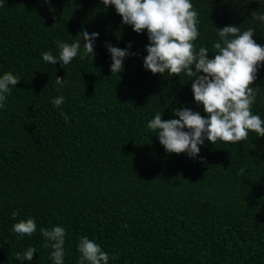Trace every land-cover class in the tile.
I'll list each match as a JSON object with an SVG mask.
<instances>
[{"label":"trees","instance_id":"obj_1","mask_svg":"<svg viewBox=\"0 0 264 264\" xmlns=\"http://www.w3.org/2000/svg\"><path fill=\"white\" fill-rule=\"evenodd\" d=\"M190 2L199 13L194 44L210 57L217 27L254 28L264 46V22L252 18L264 14V0ZM121 20L102 0H0V76L21 78L0 108V264H21L16 253L29 247L36 252L23 264H53L39 230L54 226L67 232L64 264H79L82 237L109 254L108 264H264V137L206 140L197 158L166 152L149 120L158 112L179 119L173 109L181 106L207 114L190 77L143 67L147 32ZM82 30L99 33L94 59L78 55L65 68L43 61ZM106 42H131L137 53L119 75ZM254 84L251 111L264 121V67ZM29 217L36 232L17 236L12 225Z\"/></svg>","mask_w":264,"mask_h":264},{"label":"clouds","instance_id":"obj_2","mask_svg":"<svg viewBox=\"0 0 264 264\" xmlns=\"http://www.w3.org/2000/svg\"><path fill=\"white\" fill-rule=\"evenodd\" d=\"M102 4L105 9L114 6L122 17L121 23L132 26L138 34L146 30L149 43L145 45L147 55L143 58V67L153 74L190 77L194 100L202 104L207 114L181 106L173 109L179 119L164 120L158 112L149 120L147 128L158 136L166 152L197 158L206 140L214 145L218 140L238 144L248 139L250 131L256 137H264V121L251 111L259 89L250 85H255L258 70L264 67V46L254 40V28L242 32L238 25L217 27L219 40L213 43L215 54L210 57L208 48L197 49L194 44L199 36V13L190 0H102ZM252 18L264 22V14L255 11ZM78 35L80 39L73 43L57 42L58 56L51 50L43 52V61L53 65L59 62L65 68L78 55L81 59L89 55L94 59L99 33L82 30ZM106 47L111 54L112 74L119 75L124 70L125 58L137 55L129 51L131 42L123 49L110 42H106ZM20 80L11 71L0 76V108L5 107L7 96ZM55 83L63 87L66 81L56 76ZM52 103L60 107L64 97H56ZM61 115L66 122L70 119L63 110ZM244 172L241 168L238 175ZM18 214L15 210L12 212L13 220ZM36 230L37 224L31 217L12 225V231L20 237L31 236ZM39 231L45 238L44 246L50 244L53 249V264H64L66 230L54 226ZM78 251L81 253L79 264H108L110 259L99 244L87 237L80 239ZM35 252V248L29 247L23 254L17 252L16 259L21 264L31 262Z\"/></svg>","mask_w":264,"mask_h":264}]
</instances>
